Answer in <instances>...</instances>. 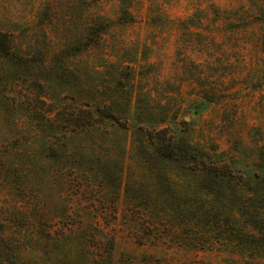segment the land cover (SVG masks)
I'll return each instance as SVG.
<instances>
[{
    "label": "rangeland",
    "instance_id": "rangeland-1",
    "mask_svg": "<svg viewBox=\"0 0 264 264\" xmlns=\"http://www.w3.org/2000/svg\"><path fill=\"white\" fill-rule=\"evenodd\" d=\"M0 32V264H264L263 0H0Z\"/></svg>",
    "mask_w": 264,
    "mask_h": 264
},
{
    "label": "trees",
    "instance_id": "trees-1",
    "mask_svg": "<svg viewBox=\"0 0 264 264\" xmlns=\"http://www.w3.org/2000/svg\"><path fill=\"white\" fill-rule=\"evenodd\" d=\"M0 52L7 53V54L10 52V43H9L8 37L3 32H0ZM101 118H111V119L115 120L112 113H110L109 110L108 111L101 110ZM1 264H21V263L18 262L17 260H15L8 253L5 255L4 261Z\"/></svg>",
    "mask_w": 264,
    "mask_h": 264
}]
</instances>
